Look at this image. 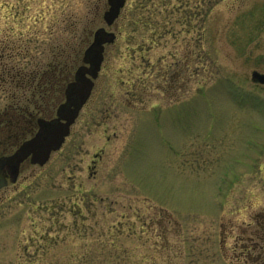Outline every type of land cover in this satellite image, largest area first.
Segmentation results:
<instances>
[{
  "label": "rangeland",
  "instance_id": "rangeland-1",
  "mask_svg": "<svg viewBox=\"0 0 264 264\" xmlns=\"http://www.w3.org/2000/svg\"><path fill=\"white\" fill-rule=\"evenodd\" d=\"M207 5L126 0L106 26V0H0L28 66L78 52L72 75L116 36L60 149L0 188V264H264V0ZM6 88L0 149L25 124Z\"/></svg>",
  "mask_w": 264,
  "mask_h": 264
},
{
  "label": "water",
  "instance_id": "water-1",
  "mask_svg": "<svg viewBox=\"0 0 264 264\" xmlns=\"http://www.w3.org/2000/svg\"><path fill=\"white\" fill-rule=\"evenodd\" d=\"M106 3L107 7L102 13V19L106 26H111L118 18L126 0H106ZM115 37L113 31H108L103 26L93 31L92 40L82 53L81 64L75 69L73 79L65 85L64 101L57 106L55 116L51 119L39 118L37 133L26 141L25 150L22 149L23 153L25 152L24 157L31 154L32 163L43 165L49 159L51 152L61 147L70 132V126L91 94L94 80L103 61L105 45L114 42ZM251 79L264 84V73L253 70ZM24 157L20 156L14 162L13 181L18 174V165ZM12 159L13 155L7 157L8 161ZM4 185L5 182L0 181V187Z\"/></svg>",
  "mask_w": 264,
  "mask_h": 264
},
{
  "label": "trees",
  "instance_id": "trees-1",
  "mask_svg": "<svg viewBox=\"0 0 264 264\" xmlns=\"http://www.w3.org/2000/svg\"><path fill=\"white\" fill-rule=\"evenodd\" d=\"M217 1L219 0H207V9L209 10ZM20 39L4 36L0 40V89H3L4 85L7 86L5 92L12 99V107L18 109L13 112L14 115L28 117L29 113L36 115L37 112L38 116H46L51 107H48L49 98L58 101V98L63 97V87L72 76L71 70L79 60V53H75L70 60L52 56V59L43 66L40 63L28 66L25 61H30L31 49L27 42L21 44ZM44 66L50 73H44ZM56 89L58 95L53 97L52 93ZM15 92L20 95L17 96ZM24 92L28 95L26 96ZM30 108L34 109L35 113Z\"/></svg>",
  "mask_w": 264,
  "mask_h": 264
},
{
  "label": "flooded vegetation",
  "instance_id": "flooded-vegetation-1",
  "mask_svg": "<svg viewBox=\"0 0 264 264\" xmlns=\"http://www.w3.org/2000/svg\"><path fill=\"white\" fill-rule=\"evenodd\" d=\"M16 116V115H14ZM19 118H22L23 121H25L23 124V126L20 128V133L18 134V136L13 135L12 139L15 140V142H12L11 144H4V146L2 147V149H0V181H4L5 185L8 183V181H12L14 182L17 178H15V180L13 181V175H14V162L18 159V157H24V153L22 151L25 150V144H26V138L25 135H29L31 136L32 134L35 133V131L37 130V124H36V115L29 113L28 117H24V116H17ZM46 117H49L48 115H46ZM18 133V132H16ZM37 133V132H36ZM1 145V143H0ZM13 155V159L8 161L7 157L12 156ZM31 157V154H28L27 156H25L23 158L22 161H25L26 159H28V157ZM1 160H5V161H1ZM22 161L19 163V169H20V164L22 163ZM18 169V171H19ZM258 226L256 229L258 231H261L262 234V239L264 242V218H255V222Z\"/></svg>",
  "mask_w": 264,
  "mask_h": 264
}]
</instances>
